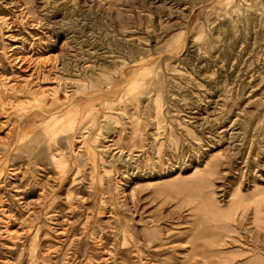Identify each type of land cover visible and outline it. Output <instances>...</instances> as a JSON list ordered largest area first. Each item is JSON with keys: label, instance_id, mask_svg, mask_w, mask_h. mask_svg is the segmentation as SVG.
Here are the masks:
<instances>
[{"label": "rangeland", "instance_id": "1", "mask_svg": "<svg viewBox=\"0 0 264 264\" xmlns=\"http://www.w3.org/2000/svg\"><path fill=\"white\" fill-rule=\"evenodd\" d=\"M0 264H264V0H0Z\"/></svg>", "mask_w": 264, "mask_h": 264}, {"label": "bare ground", "instance_id": "2", "mask_svg": "<svg viewBox=\"0 0 264 264\" xmlns=\"http://www.w3.org/2000/svg\"><path fill=\"white\" fill-rule=\"evenodd\" d=\"M30 92H31V91H30ZM30 92H29V93H30ZM26 93L28 94V92H26ZM32 93H34V92H32ZM42 94H43V93H42ZM31 95H32V94H31ZM34 96H35V93H34ZM31 98H32V97H31ZM34 98H35V97H34ZM36 98H38V97H36ZM41 100H42V99H41ZM41 100H40V101H41ZM36 101H37V99H36ZM13 103H14V102H13Z\"/></svg>", "mask_w": 264, "mask_h": 264}]
</instances>
